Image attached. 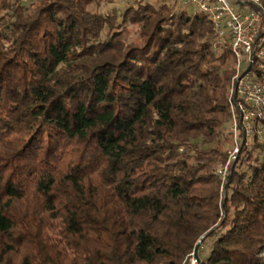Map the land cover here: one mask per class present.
Listing matches in <instances>:
<instances>
[{"label": "trees", "instance_id": "obj_1", "mask_svg": "<svg viewBox=\"0 0 264 264\" xmlns=\"http://www.w3.org/2000/svg\"><path fill=\"white\" fill-rule=\"evenodd\" d=\"M124 1L0 0V264H192L205 235L201 264H264L231 50L203 12Z\"/></svg>", "mask_w": 264, "mask_h": 264}, {"label": "built area", "instance_id": "obj_2", "mask_svg": "<svg viewBox=\"0 0 264 264\" xmlns=\"http://www.w3.org/2000/svg\"><path fill=\"white\" fill-rule=\"evenodd\" d=\"M173 11L205 13L215 33V49L231 50L235 75L230 86V122L237 158L240 145L254 138L264 141V0H170ZM226 178L228 166L219 169Z\"/></svg>", "mask_w": 264, "mask_h": 264}, {"label": "rangeland", "instance_id": "obj_3", "mask_svg": "<svg viewBox=\"0 0 264 264\" xmlns=\"http://www.w3.org/2000/svg\"><path fill=\"white\" fill-rule=\"evenodd\" d=\"M153 1H154V3H159L158 2L159 0H153ZM168 2H170V4H172L170 0H168ZM124 3H125L124 0H115V2L112 3V4H104V5H102L101 6V10L102 11H104V10L106 11V10L112 8L113 6H123ZM188 10L190 12H195L196 11L193 6L189 7ZM138 32H139V28L137 26L131 25L130 26V37H129V40L135 39V40L138 41V36H139ZM103 37H105V34L103 35ZM234 70H235V65H234ZM234 75H235V73H234ZM230 83H232V79H231ZM230 86H231V84L229 85V88H230ZM229 94H230V89H229ZM231 126H232V124L228 123L229 132H232ZM208 249H209L208 248V244H205V246L202 249H200L199 254L204 256L207 253ZM190 261H191L192 264H198L196 258L194 257V255H192V257L190 258Z\"/></svg>", "mask_w": 264, "mask_h": 264}, {"label": "water", "instance_id": "obj_4", "mask_svg": "<svg viewBox=\"0 0 264 264\" xmlns=\"http://www.w3.org/2000/svg\"><path fill=\"white\" fill-rule=\"evenodd\" d=\"M206 236H207V235L203 236V237L198 241V243L196 244V247H195V249H194V252H193V255H194V257L196 258L198 264H201V259H200V256H199V248H200V246H201L203 240L206 238Z\"/></svg>", "mask_w": 264, "mask_h": 264}]
</instances>
